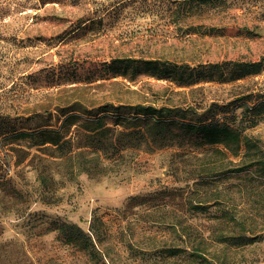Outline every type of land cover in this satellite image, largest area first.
Returning a JSON list of instances; mask_svg holds the SVG:
<instances>
[{
  "label": "rangeland",
  "instance_id": "rangeland-1",
  "mask_svg": "<svg viewBox=\"0 0 264 264\" xmlns=\"http://www.w3.org/2000/svg\"><path fill=\"white\" fill-rule=\"evenodd\" d=\"M130 57L184 68L185 77L109 70ZM255 63L257 72L242 74ZM71 102L192 105L190 117L227 122L264 161V112L253 109L264 102V0H0V123L9 115L37 127L38 113ZM191 138L135 151L118 175L62 180L52 205L37 200L44 187L27 160L15 166L24 145L0 138L2 170L34 201L24 217L0 216V264H186L193 251L207 258L199 264H264V163L205 185L202 170L187 171L213 161L218 147L193 148L200 138ZM199 202L206 210L196 213ZM92 217L104 231L94 254L51 230L74 222L87 232ZM230 237L253 240L223 242Z\"/></svg>",
  "mask_w": 264,
  "mask_h": 264
},
{
  "label": "trees",
  "instance_id": "trees-1",
  "mask_svg": "<svg viewBox=\"0 0 264 264\" xmlns=\"http://www.w3.org/2000/svg\"><path fill=\"white\" fill-rule=\"evenodd\" d=\"M117 67H122L124 71L131 69L133 74L148 73L158 79L172 72L175 77H185L184 68H170L156 59L114 58L109 62L108 68L115 71ZM244 67L247 71L242 73L243 75L254 74L259 64ZM191 74L193 75L192 72L186 74L187 80L191 78ZM260 107L263 109L258 111ZM195 109L192 105L155 107L150 104L114 106L103 103L89 106L71 102L54 107L47 114L38 113L36 118L42 117L45 122L37 127L15 126L10 123V116H5L0 123V138L2 142L24 145L26 149L20 150L24 152V158L17 160L15 166H23L27 160L24 166L34 170L36 180L44 187L37 200L45 205L57 202L53 187L61 184L62 180L71 181L82 174L92 179L118 175L123 167L133 162L135 151L143 150L149 154L173 146L180 148L184 146V139H180L181 137L192 139L195 134L200 139L195 140L193 148H218L209 158L213 161L204 163L199 170L187 171L188 176H193L200 170L208 179L218 174L238 175L253 166L258 169V166L264 163L259 150L248 136H241L240 132L227 122L221 123L212 117L193 119L190 114H193ZM253 109L256 115L263 113L264 102H259ZM30 120L27 118L26 122ZM31 149H35L36 153H31ZM229 154L233 158L242 157V160L238 163L230 161ZM261 169L264 172V166ZM203 181L208 186L213 183L211 179ZM47 186L51 189L45 188ZM6 201L10 204H6ZM32 202L34 201L28 192L18 188L15 179L6 174L0 165V216L12 213L24 217L29 214ZM200 203L193 205L191 210L196 213L205 211L206 207ZM224 216L228 219L227 215ZM90 220L87 232L74 222H55L51 224V230L63 236L67 244L94 254L92 250L96 242L102 239L104 231H101L103 223L99 218L92 217ZM243 220H239V226L243 225ZM230 240H235L234 243L240 245L253 239L223 238V242ZM181 252L178 248L172 250L173 255ZM17 253L22 256L18 247ZM189 256L190 260L186 264L207 262V258L200 253L193 251Z\"/></svg>",
  "mask_w": 264,
  "mask_h": 264
}]
</instances>
